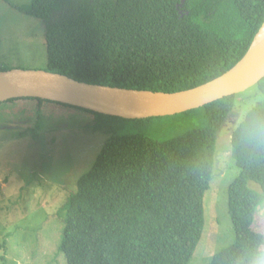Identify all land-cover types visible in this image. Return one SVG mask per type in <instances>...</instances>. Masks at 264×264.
<instances>
[{
    "label": "trees",
    "instance_id": "1",
    "mask_svg": "<svg viewBox=\"0 0 264 264\" xmlns=\"http://www.w3.org/2000/svg\"><path fill=\"white\" fill-rule=\"evenodd\" d=\"M21 10L45 24V70L166 93L228 72L264 25V0H33ZM258 85L264 93V80ZM238 96L164 117L177 118L163 134L151 132L163 118L128 120L34 98L0 104L34 102L38 118L46 103L79 109L109 136L65 207L59 250L67 264H190L206 226L219 133ZM232 153L235 239L211 264H254L264 253V234L254 228L264 207V99L234 130Z\"/></svg>",
    "mask_w": 264,
    "mask_h": 264
},
{
    "label": "rangeland",
    "instance_id": "2",
    "mask_svg": "<svg viewBox=\"0 0 264 264\" xmlns=\"http://www.w3.org/2000/svg\"><path fill=\"white\" fill-rule=\"evenodd\" d=\"M32 1H0V71L47 68L45 24L21 10ZM238 95L236 112L219 133L215 175L205 195L206 226L190 264H211L235 239L228 209V187L236 174L232 136L264 99L259 85ZM35 109L26 100L10 110L0 107L10 119L6 124L0 115V264H67L59 250L65 207L109 137L91 127L95 116L85 111L46 103L38 118ZM176 118H163L151 132L169 133ZM254 228L264 234V207Z\"/></svg>",
    "mask_w": 264,
    "mask_h": 264
},
{
    "label": "water",
    "instance_id": "3",
    "mask_svg": "<svg viewBox=\"0 0 264 264\" xmlns=\"http://www.w3.org/2000/svg\"><path fill=\"white\" fill-rule=\"evenodd\" d=\"M263 29L264 25L232 69L190 90L166 93L125 89L80 82L43 69L16 68L0 72V104L34 98L128 120L183 114L243 93L264 80V40H259Z\"/></svg>",
    "mask_w": 264,
    "mask_h": 264
},
{
    "label": "clouds",
    "instance_id": "4",
    "mask_svg": "<svg viewBox=\"0 0 264 264\" xmlns=\"http://www.w3.org/2000/svg\"><path fill=\"white\" fill-rule=\"evenodd\" d=\"M254 264H264V253L260 254L259 258L256 261H254Z\"/></svg>",
    "mask_w": 264,
    "mask_h": 264
},
{
    "label": "flooded vegetation",
    "instance_id": "5",
    "mask_svg": "<svg viewBox=\"0 0 264 264\" xmlns=\"http://www.w3.org/2000/svg\"><path fill=\"white\" fill-rule=\"evenodd\" d=\"M21 101V100H20ZM27 101V100H26ZM17 102V101H16ZM9 104H14V103H9ZM51 104V103H50ZM0 115H2L3 116V118H4V113L3 114H0ZM9 115H12V116H14V117H16V116H18V117H20V114H14L13 112H12V114H9ZM5 120V119H4ZM6 121V124L7 123H10V119L9 120H5ZM12 123H14V122H12ZM11 126V125H10ZM1 187H2V183H0V189H1Z\"/></svg>",
    "mask_w": 264,
    "mask_h": 264
},
{
    "label": "bare ground",
    "instance_id": "6",
    "mask_svg": "<svg viewBox=\"0 0 264 264\" xmlns=\"http://www.w3.org/2000/svg\"><path fill=\"white\" fill-rule=\"evenodd\" d=\"M183 4H184V0H183ZM259 40H264V29H263V31L261 32V34L259 35ZM258 40V41H259ZM49 72V71H48ZM249 90V89H248ZM247 91V90H246ZM10 101V100H9ZM176 116V115H175ZM171 117V116H170ZM160 118H164V117H160Z\"/></svg>",
    "mask_w": 264,
    "mask_h": 264
},
{
    "label": "crops",
    "instance_id": "7",
    "mask_svg": "<svg viewBox=\"0 0 264 264\" xmlns=\"http://www.w3.org/2000/svg\"><path fill=\"white\" fill-rule=\"evenodd\" d=\"M27 101H28V100H27ZM28 102H31V101H28ZM5 108H7L8 110H10V109H11V104H8V106L5 107ZM3 119H5V118H3Z\"/></svg>",
    "mask_w": 264,
    "mask_h": 264
}]
</instances>
